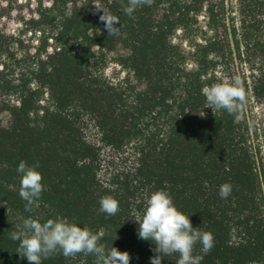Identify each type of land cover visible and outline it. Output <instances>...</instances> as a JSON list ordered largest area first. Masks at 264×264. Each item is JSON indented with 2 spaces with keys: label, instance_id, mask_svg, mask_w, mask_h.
<instances>
[{
  "label": "trees",
  "instance_id": "16d2710c",
  "mask_svg": "<svg viewBox=\"0 0 264 264\" xmlns=\"http://www.w3.org/2000/svg\"><path fill=\"white\" fill-rule=\"evenodd\" d=\"M128 2L48 0L24 17L18 0H0V264H29L9 236L25 218L57 216L126 251L129 264H150L154 245L134 219L157 190L211 233L207 253L194 246L200 264H264V0H151L132 15ZM103 10L119 34H108ZM236 75L239 122L202 92ZM20 161L42 175L27 209ZM102 196L118 201L114 215L98 211ZM41 264L97 257L56 252Z\"/></svg>",
  "mask_w": 264,
  "mask_h": 264
},
{
  "label": "clouds",
  "instance_id": "9594fccd",
  "mask_svg": "<svg viewBox=\"0 0 264 264\" xmlns=\"http://www.w3.org/2000/svg\"><path fill=\"white\" fill-rule=\"evenodd\" d=\"M151 0H129L123 11L132 15L137 7L150 4ZM100 19L104 21L108 34H119L121 28L115 24L119 20L106 16L103 10ZM207 107L212 110H224L234 116V122L243 118L246 94L238 75L231 83H215L202 90ZM20 175L19 196L30 208L39 201L43 190L42 175L36 166L20 161L16 168ZM231 186L224 183L219 187V195L226 198ZM99 212L114 215L118 211V201L111 196L99 199ZM138 224V238L150 241L156 253L150 257V264H161L163 255L178 254L176 264H200L202 256L193 255L194 246L199 243L202 252L207 253L213 245L210 232L193 227L189 215L180 211L164 190L149 195L143 214L134 219ZM24 232L12 231L9 236L19 241L16 252L26 258L29 264H41L42 259L60 252L68 257L78 253H89L97 257V264H129V254L115 247L106 249L98 243L99 237L87 227H81L74 221L57 216L41 223L31 217L23 220Z\"/></svg>",
  "mask_w": 264,
  "mask_h": 264
},
{
  "label": "rangeland",
  "instance_id": "374dc122",
  "mask_svg": "<svg viewBox=\"0 0 264 264\" xmlns=\"http://www.w3.org/2000/svg\"><path fill=\"white\" fill-rule=\"evenodd\" d=\"M47 1L48 0H18V2L22 5V7L19 9V13L24 17H29L30 15H33L36 12L40 2L41 4H45L47 3ZM18 26L19 19L11 23L12 28H16Z\"/></svg>",
  "mask_w": 264,
  "mask_h": 264
}]
</instances>
